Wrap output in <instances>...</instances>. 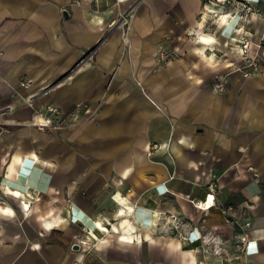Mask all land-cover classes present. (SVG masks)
<instances>
[{"label":"crops","instance_id":"0c3cea01","mask_svg":"<svg viewBox=\"0 0 264 264\" xmlns=\"http://www.w3.org/2000/svg\"><path fill=\"white\" fill-rule=\"evenodd\" d=\"M245 1L0 0V264H264V67H229L264 34ZM46 104L88 118L48 134Z\"/></svg>","mask_w":264,"mask_h":264},{"label":"built area","instance_id":"2783aa9c","mask_svg":"<svg viewBox=\"0 0 264 264\" xmlns=\"http://www.w3.org/2000/svg\"><path fill=\"white\" fill-rule=\"evenodd\" d=\"M210 4L220 6L223 10H225L224 14L221 15H230V14H238L240 18L243 20L248 19L252 14H260L259 9L249 1L245 0H208ZM216 14V13H214ZM128 14L122 15L123 18H127ZM251 41L246 38L240 40V48L238 50V60L234 61L229 64L233 68V71H239L242 76L249 77L257 73L260 68L264 67V34H262L259 38V41L256 43L257 52L255 54H250L248 52L249 46ZM178 52L175 49H169L161 47L158 50V56L163 61H168L173 59L177 56ZM227 76L226 74H219L215 77V88L218 91L223 92L225 90V86L227 83ZM22 85L28 86V82H22ZM31 98H29L30 100ZM87 108L86 105L76 104L73 108L68 111H63L59 107L53 104H47L39 109V113L43 115L42 121H35V124L38 126L39 129H44L47 125L52 124L56 119L61 118L64 115L71 116L74 121L78 120L81 112L85 111ZM208 194L206 197L205 202L208 201ZM26 204L22 202L23 208H25ZM250 222L248 221L242 229L244 233L241 235H237L236 238L238 239V247L240 250L245 251L250 240V236L246 233L247 228H249ZM80 243H84L82 240Z\"/></svg>","mask_w":264,"mask_h":264},{"label":"rangeland","instance_id":"374dc122","mask_svg":"<svg viewBox=\"0 0 264 264\" xmlns=\"http://www.w3.org/2000/svg\"><path fill=\"white\" fill-rule=\"evenodd\" d=\"M85 118H88V115L85 113V111H82L79 119L76 121H74L71 116L64 115L61 118L56 119L52 124L47 125L42 130L38 128V126L35 124V121L33 123V127L37 130L45 131L48 134H60L72 130L76 126L80 125L85 120Z\"/></svg>","mask_w":264,"mask_h":264},{"label":"water","instance_id":"95a60500","mask_svg":"<svg viewBox=\"0 0 264 264\" xmlns=\"http://www.w3.org/2000/svg\"><path fill=\"white\" fill-rule=\"evenodd\" d=\"M79 248H80V244L79 243H74L72 245V249H74V250H78Z\"/></svg>","mask_w":264,"mask_h":264},{"label":"bare ground","instance_id":"6f19581e","mask_svg":"<svg viewBox=\"0 0 264 264\" xmlns=\"http://www.w3.org/2000/svg\"><path fill=\"white\" fill-rule=\"evenodd\" d=\"M124 203V202H123Z\"/></svg>","mask_w":264,"mask_h":264}]
</instances>
